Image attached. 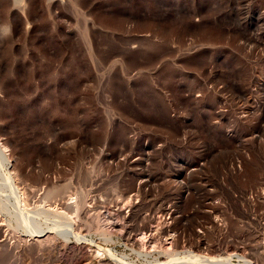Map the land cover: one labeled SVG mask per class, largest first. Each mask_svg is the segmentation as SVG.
<instances>
[{
  "label": "rangeland",
  "instance_id": "374dc122",
  "mask_svg": "<svg viewBox=\"0 0 264 264\" xmlns=\"http://www.w3.org/2000/svg\"><path fill=\"white\" fill-rule=\"evenodd\" d=\"M23 4L0 0V141L30 209L86 206L41 251L5 226L0 264H264V0Z\"/></svg>",
  "mask_w": 264,
  "mask_h": 264
},
{
  "label": "bare ground",
  "instance_id": "6f19581e",
  "mask_svg": "<svg viewBox=\"0 0 264 264\" xmlns=\"http://www.w3.org/2000/svg\"><path fill=\"white\" fill-rule=\"evenodd\" d=\"M14 1L20 10L23 9L24 0ZM13 169L14 166L8 154L7 147L0 141V239L2 238L5 226H11L15 228V231L16 229H22L28 236L33 237L34 241L31 242V245L42 250V248L44 249L60 241L59 232L57 233L56 229L61 225H63L61 227L66 230L64 233V235H66L63 239L69 241L73 237L78 238L75 226L77 222H75L76 220L73 221V219H69L68 214L71 210L75 209L77 212L76 219L79 218L80 220L85 213V199L82 198L80 202H76L74 205H72V203L64 204V212H59L60 209L53 211L41 207L30 209L32 204L31 201L32 199L34 200L35 197L32 192L27 193L24 189L20 188L15 180V174L12 172ZM59 224L60 226H57ZM0 247L3 250H8V240H1ZM182 262L185 261L176 259L164 264H181ZM199 262L203 264H216V261H209L197 256H193L185 262V264H199ZM219 263L233 264V258L229 257L225 260H220Z\"/></svg>",
  "mask_w": 264,
  "mask_h": 264
}]
</instances>
